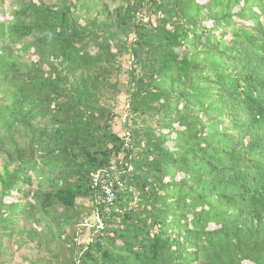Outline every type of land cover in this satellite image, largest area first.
Here are the masks:
<instances>
[{
    "label": "trees",
    "instance_id": "1",
    "mask_svg": "<svg viewBox=\"0 0 264 264\" xmlns=\"http://www.w3.org/2000/svg\"><path fill=\"white\" fill-rule=\"evenodd\" d=\"M24 250L264 264V0H0V264Z\"/></svg>",
    "mask_w": 264,
    "mask_h": 264
},
{
    "label": "built area",
    "instance_id": "2",
    "mask_svg": "<svg viewBox=\"0 0 264 264\" xmlns=\"http://www.w3.org/2000/svg\"><path fill=\"white\" fill-rule=\"evenodd\" d=\"M97 204L105 212H110L118 200V192L125 190V184L117 172H99L96 177ZM99 226H102L101 219H97Z\"/></svg>",
    "mask_w": 264,
    "mask_h": 264
},
{
    "label": "rangeland",
    "instance_id": "3",
    "mask_svg": "<svg viewBox=\"0 0 264 264\" xmlns=\"http://www.w3.org/2000/svg\"><path fill=\"white\" fill-rule=\"evenodd\" d=\"M9 6V1L6 3V8H8ZM126 102V98L123 96L122 97V102L120 104V111L122 112V108H123V105L125 104ZM30 255V251L29 250H24L23 252L19 253L17 255V258H15V262H13L12 264H29L27 263V261L24 260V258L22 257L23 255Z\"/></svg>",
    "mask_w": 264,
    "mask_h": 264
}]
</instances>
